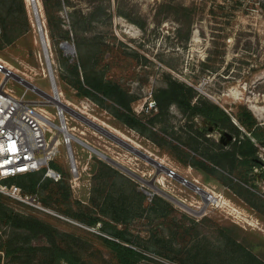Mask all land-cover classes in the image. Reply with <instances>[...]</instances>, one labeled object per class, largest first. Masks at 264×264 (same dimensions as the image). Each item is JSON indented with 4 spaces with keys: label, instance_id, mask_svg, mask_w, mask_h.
I'll return each mask as SVG.
<instances>
[{
    "label": "rangeland",
    "instance_id": "374dc122",
    "mask_svg": "<svg viewBox=\"0 0 264 264\" xmlns=\"http://www.w3.org/2000/svg\"><path fill=\"white\" fill-rule=\"evenodd\" d=\"M36 1L42 32L32 0H2L0 62H8L13 68L9 70L53 94L50 61L62 101L71 102L67 104L138 145L172 171L158 172L154 164L67 111L69 126L77 128L75 134L80 139L88 140L144 180L73 140L80 168V178L73 187L67 147L62 143L55 165L63 178H46L44 183L48 184L39 186L34 202L0 191L5 205L43 219L54 233L51 237L31 235L0 221V241L15 238L43 245L55 238L86 264H119L105 241L110 228L105 229L102 221L88 222L99 216L104 222L126 228L130 238L126 244L145 254L138 264H263L264 0H63L61 8H54L59 19L55 24L68 30L72 52L61 46L63 39L51 41L44 6L41 0ZM180 5L194 8L197 19L192 24L177 20ZM6 32L13 38L9 43L2 37ZM83 59L134 95L132 109L144 123L142 131L121 122L110 108L93 98L80 96L71 84L59 82L57 67L65 60ZM169 78L193 86V100L218 103L235 122L239 123L244 108L253 113L261 129H256L258 134L253 137L258 158L247 179L238 169L211 172L193 164L205 161L204 152L231 140L218 124L202 115L191 118L173 103L151 120L160 108L149 105ZM3 80L7 89L18 97L24 95L38 110L56 113L57 107L44 95L6 70L0 71V82ZM54 120L59 122L57 115ZM177 173L212 193L214 201L211 198L206 204L199 191L176 178ZM68 207L73 212L67 211ZM0 255V264L8 262L3 250ZM256 257L261 262L255 261ZM26 264L56 263L40 252Z\"/></svg>",
    "mask_w": 264,
    "mask_h": 264
},
{
    "label": "trees",
    "instance_id": "16d2710c",
    "mask_svg": "<svg viewBox=\"0 0 264 264\" xmlns=\"http://www.w3.org/2000/svg\"><path fill=\"white\" fill-rule=\"evenodd\" d=\"M9 1V0H8ZM44 6L46 20L49 24L50 29V39L56 42L58 40H69L70 35L68 30H63L60 24H55V20L58 22V16L54 14V8L62 7L63 0H41ZM2 0H0V16H3V11L1 10ZM24 5V4H23ZM180 15L183 14L184 17H177L181 23L187 21L193 23L197 19L194 14V8L188 5L179 6ZM59 32L58 35L56 34ZM4 41L9 43L13 40L9 33H4L2 35ZM62 40V41H63ZM66 58L65 56H63ZM95 64H91L89 60H74L73 62L64 61V65L57 67V78L61 83H69L77 90V94L80 96L91 97L96 100L102 106L110 108L111 112L123 123L136 128L139 131L143 129V121L138 117L132 109V102L136 99L128 89H126L119 82L112 79L105 78L96 71ZM68 71L66 74L65 71ZM69 78H68V77ZM194 87L186 85L183 81H179L176 78H169L168 85L161 87L157 90L154 95V100L156 105L160 108L151 120L154 121L156 116L163 113L164 108L167 107L172 102H177L179 106L188 112L190 116L196 113L203 114L208 119L221 122L223 117L226 116L227 119L230 117L227 113L221 109V107L213 102L200 100L199 102L192 103L194 97ZM107 100L111 102L108 103ZM240 124H242L247 131L241 129L239 125H235L237 130L242 131L244 138L242 139L239 148L236 150H221V151H210L204 152L203 156L214 164L222 165L227 167L231 165L233 167L240 168L242 177L247 179V174L251 170V165L255 164L254 160L258 157V145L254 141L253 137L257 136V130L261 129L260 124L256 121L253 113L244 108L242 114L239 116ZM258 127V128H257ZM257 129V130H256ZM193 164L203 170L216 172L220 171L214 164L208 161L196 160ZM52 167H56L55 162L51 163ZM45 168L28 173L18 174L6 179L10 183H17L29 193H35L38 191L39 186H47L48 183H44L46 178L43 176ZM63 182V181H62ZM68 188L69 184H68ZM67 200V196L65 197ZM156 198L165 200L160 196ZM67 211L73 212L71 207L67 208ZM76 213V212H75ZM0 221H5L14 228L21 229L23 231L30 232L31 235H37L40 233L47 234L51 237L54 233V228L44 221L43 219L36 217L34 215H24L14 209L9 208L3 202L0 196ZM98 221L103 222V227L106 229L110 228V237H105V241L114 250L116 256L119 260V264H138V262L145 257L144 252L136 249L126 242L130 241L127 236V230L123 227H118L115 224H111L109 221H105L99 216H92L88 222L95 224ZM0 250H3L5 255L9 257L8 262L5 264L13 263H30L33 256L40 252L48 254L56 264H61L62 261L67 264H86V262L79 256L75 251L69 249L57 240L51 239L49 243L43 245H32L30 241L23 239L16 240L15 238H9L6 241H0ZM1 259V255H0ZM255 261L261 262L258 257ZM262 264V263H261ZM264 264V263H263Z\"/></svg>",
    "mask_w": 264,
    "mask_h": 264
},
{
    "label": "built area",
    "instance_id": "2783aa9c",
    "mask_svg": "<svg viewBox=\"0 0 264 264\" xmlns=\"http://www.w3.org/2000/svg\"><path fill=\"white\" fill-rule=\"evenodd\" d=\"M4 67L0 62V71ZM32 103L24 95H14L13 91L6 88L5 80L0 82V191L26 202H34L37 194L29 195L20 185L6 179L44 168L45 177L63 178V172L52 167L51 163L55 162L60 145L64 143L68 152L70 182L74 187L80 178V168L72 141L77 140L89 148L95 147L75 134L77 128L69 126L64 106L52 104L57 107L56 113L52 114L45 108L38 110ZM153 107L157 108L156 101L149 105V108ZM56 115L59 122L54 120Z\"/></svg>",
    "mask_w": 264,
    "mask_h": 264
},
{
    "label": "water",
    "instance_id": "95a60500",
    "mask_svg": "<svg viewBox=\"0 0 264 264\" xmlns=\"http://www.w3.org/2000/svg\"><path fill=\"white\" fill-rule=\"evenodd\" d=\"M33 2H34L35 10H36V15H38V23L41 25V31H42V24H41L42 21H41V18L39 16V10H38V7H37V1L33 0ZM42 37H44V34L42 35ZM68 44L72 45L68 40H65V41H63L61 43V46L66 48ZM48 68H49L50 73L52 74V77H53V80H54V83H55V87L57 88V85H56V82H55V78H54V75H53V69H52L50 61L48 62ZM4 70H6L9 75H11L15 79L19 80L20 82H22L23 84H25L29 88H32V89L38 91L39 93H41L42 95H44V97L49 100L48 101L49 104L57 103V104H60V105L64 106L65 109L69 113H71L75 118L79 119L82 123H84L86 125H89L94 130L102 133L103 135H106L107 137H109L113 141H115L118 144L126 147L128 150L132 151L137 156H139V157L147 160L148 162L154 164L156 166L158 172L159 171H165V172H171L172 171L167 165L163 164L162 161L158 160L156 157L152 156L147 151L139 148L137 145L132 143L130 140L125 139L124 137H122L119 134L115 133L114 131H112L108 127H105L101 123L95 121L94 119H92L88 115L82 113L81 111L77 110L76 108L66 104L65 102L62 101L61 98L45 92L44 90H42L39 87H37L34 83L29 81L25 77L21 76L20 74L14 72V71L9 70L7 67H4ZM91 149L96 151L101 156L105 157L106 159H108L109 161H111L112 163L117 165L118 167H120V168L124 169L125 171L129 172L130 174L142 179L140 176H138V174H136L130 168L124 166L122 163H120L119 161L115 160L114 158L104 154L103 152H101L100 150L96 149L95 147H92ZM176 178L179 179L180 181H183V182L187 183V185H189L190 187H192V188L196 189L197 191H199L201 193V196H202V198H203V200L205 201L206 204L209 203V201L213 197V194L210 193L208 190H206L205 188L201 187L200 185H198L194 181L189 180L186 177L180 175L179 173L176 174ZM142 180H144V179H142ZM167 196L170 197V199L176 201L177 203L182 204V201H180L178 198H176V197H174V196H172L170 194H167ZM182 205H184V203Z\"/></svg>",
    "mask_w": 264,
    "mask_h": 264
},
{
    "label": "flooded vegetation",
    "instance_id": "af4514ba",
    "mask_svg": "<svg viewBox=\"0 0 264 264\" xmlns=\"http://www.w3.org/2000/svg\"><path fill=\"white\" fill-rule=\"evenodd\" d=\"M202 100V99H201ZM200 100H198V99H196V100H193L192 99V103H194V102H199ZM203 101H208V102H211V101H209V100H203ZM173 104H176V105H178L179 106V104L177 103V102H172ZM216 104H218V103H216ZM219 105V104H218ZM220 107H221V105H219ZM181 108V107H180ZM157 109H158V107H157ZM221 109L222 110H224L222 107H221ZM184 111V110H183ZM225 111V110H224ZM226 112V111H225ZM227 113V112H226ZM198 115H202V116H204L203 114H200V113H196V114H194L193 116H190L189 115V113H188V116L189 117H191V118H195V117H197ZM227 115H228V113H227ZM229 116V115H228ZM206 119H208L206 116H204ZM230 117V116H229ZM210 121H212L213 123H216V124H218L221 128H223V129H225L230 135H231V140L229 141V143L227 144V145H223V146H221V147H215V148H213L212 150H210L211 152L212 151H221V150H231V151H233V150H236V149H238L239 148V144H241V142H242V139L244 138V135H243V133H242V131H238L237 130V128H236V126L235 125H239V127L242 129V127H241V124H240V121H239V117H238V121H239V123L238 122H235L233 119H231V117H230V119H227V117L226 116H224L223 117V119H222V121L221 122H217V121H214V120H211V119H209ZM209 151V152H210ZM258 157H256L255 158V160L254 161H256V159H257ZM206 161H208L209 163H211V164H214V163H212L211 161H209L208 159H205ZM214 166L217 168V169H220V170H223V171H230V169L231 170H239L240 168H237L236 166L235 167H233V166H231V165H228L227 167H224V166H222V165H217V164H214ZM254 168V165H251V170L249 171V173L252 171V169ZM231 173V172H230ZM247 178H248V176H247Z\"/></svg>",
    "mask_w": 264,
    "mask_h": 264
},
{
    "label": "bare ground",
    "instance_id": "6f19581e",
    "mask_svg": "<svg viewBox=\"0 0 264 264\" xmlns=\"http://www.w3.org/2000/svg\"><path fill=\"white\" fill-rule=\"evenodd\" d=\"M33 1V0H32ZM32 5H33V9H34V14H35V16H36V21H37V23H38V15H36V10H35V7H34V2L32 3ZM37 7H38V4H37ZM38 10H39V8H38ZM39 16H40V13H39ZM41 18V17H40ZM40 26V25H39ZM42 32V31H41ZM43 35V34H42ZM43 38V37H42ZM45 44V43H44ZM73 47H72V45H70V44H68L67 45V47H66V49H67V51H70V52H72L73 51V49H72ZM45 49V48H44ZM0 61H1V58H0ZM3 64L7 67V68H9V69H13L12 68V66H10L9 65V63L8 62H3ZM12 71V70H11ZM54 91H53V94L52 95H55V96H57V97H59V98H61L62 99V96H61V94H60V91H59V89L58 88H56L55 87V85H54ZM63 100V99H62ZM64 102V101H63ZM71 104V102H66V104ZM114 129V128H113ZM116 133V132H115ZM119 134V133H118ZM121 136V135H120ZM138 146V145H137ZM214 196V195H213ZM212 200L214 201V198L212 197Z\"/></svg>",
    "mask_w": 264,
    "mask_h": 264
}]
</instances>
